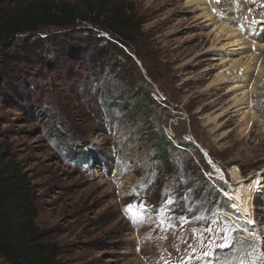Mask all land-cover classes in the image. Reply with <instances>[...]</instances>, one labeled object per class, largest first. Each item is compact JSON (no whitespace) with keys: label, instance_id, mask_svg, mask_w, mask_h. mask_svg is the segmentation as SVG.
<instances>
[{"label":"rangeland","instance_id":"obj_1","mask_svg":"<svg viewBox=\"0 0 264 264\" xmlns=\"http://www.w3.org/2000/svg\"><path fill=\"white\" fill-rule=\"evenodd\" d=\"M114 1L131 6L135 30L95 31L127 46L93 81L80 61L95 44L88 23L0 55V131L30 179L35 222L64 264H234L242 246L264 264V0ZM68 43L86 50L69 55ZM160 135L178 150L154 161ZM255 178L251 217L222 190L248 192Z\"/></svg>","mask_w":264,"mask_h":264},{"label":"trees","instance_id":"obj_2","mask_svg":"<svg viewBox=\"0 0 264 264\" xmlns=\"http://www.w3.org/2000/svg\"><path fill=\"white\" fill-rule=\"evenodd\" d=\"M130 8L124 1L114 0H86L83 6L64 0H25L16 8L8 10L6 0H0V55L15 40L23 42L28 49L37 43L52 40L38 37L43 28L78 31L82 23H88L91 27L87 28V33H93L95 44L91 51L81 56L80 61L84 65L92 64L86 71L87 78L93 81L99 73L106 71L116 53L123 55L122 48L127 46L120 39V44H117L115 38L95 36V31L101 30L121 39L133 34L134 16ZM19 35L25 36L22 38ZM30 37L35 40H30ZM66 47L69 55H74L72 51L81 53L86 50L84 44L68 43ZM145 97H149V94ZM119 101L112 100L110 105L121 106L123 110L129 108L127 102L120 105L117 104ZM157 140L161 149L156 151L154 161L165 157L168 150H178L164 135L158 136ZM10 149L11 145L3 139L0 131V258L3 264H64L59 259L57 242L49 239L47 232L35 222L38 215L35 192L27 173L10 155Z\"/></svg>","mask_w":264,"mask_h":264},{"label":"bare ground","instance_id":"obj_3","mask_svg":"<svg viewBox=\"0 0 264 264\" xmlns=\"http://www.w3.org/2000/svg\"><path fill=\"white\" fill-rule=\"evenodd\" d=\"M196 2V3H201V4H204V2H203V0H188V2ZM202 1V2H201ZM205 1V0H204ZM200 4V5H201ZM211 7V6H210ZM204 16H206V17H208L209 16V14L207 13V12H204ZM218 22V21H217ZM217 22H215V23H217ZM218 25V24H217ZM224 29V28H223ZM231 33L234 35V37H240V34L239 33H236L235 31H231ZM233 41V40H232ZM235 42L236 41H240V39H236V40H234ZM236 44V43H235ZM233 44H231V46H232ZM252 56V55H251ZM253 57H256V56H253ZM249 58H251V57H249ZM247 60H248V58H247ZM256 61V60H255ZM248 62V61H247ZM251 63H252V61H250ZM261 62V61H260ZM264 62V61H263ZM241 63V62H240ZM262 63V62H261ZM253 64H254V62H253ZM247 65V64H246ZM249 65V64H248ZM252 65V64H251ZM257 65H258V70H257V74L256 75H258V78H259V74L261 73V72H263V76H264V65H259L258 63H257ZM241 66V65H240ZM256 67V65L255 66H253V67H251V68H255ZM250 68V69H251ZM236 69V68H235ZM244 70L246 69V67H244L243 68ZM243 69H241V70H243ZM249 69V68H248ZM247 69V70H248ZM252 69V70H253ZM243 70V71H244ZM248 74H244V78H243V80H244V82L246 81V79H248ZM257 77V76H256ZM262 77V76H261ZM260 77V78H261ZM254 79V81L255 82H257L258 83V81H259V79ZM225 80V75L224 74H222V75H220L219 76V79H218V82H223ZM253 81V82H254ZM260 83V82H259ZM252 84V83H251ZM263 84V82L262 83H260L259 84V86L260 85H262ZM253 85V84H252ZM254 117V116H253ZM252 117V118H253ZM244 122V121H243ZM248 121H246L245 122V129H247L248 128ZM206 153V152H205ZM209 162H210V160H209ZM218 169V172L220 173L221 171L219 170V168H217ZM234 177L238 180L237 181V183L238 182H241L242 180H240L241 179V176L238 174V172H237V169H235V171H234ZM258 179L259 178H255L252 182H250V186H249V191L248 192H245V190H241L242 189V187H240V186H238V187H235V188H233V189H230V190H222V192H223V194L228 198V199H230L231 200V207H233V208H235L236 210L237 209H239V210H241V211H244V212H247L251 217H252V213H253V204L251 203V198H250V196L252 195V193H253V191H255L256 189H258V188H260V182H258ZM252 188H256L255 190H252ZM244 231V230H243ZM243 242V241H242ZM241 242V243H242ZM244 242H246V241H244ZM249 242V241H248ZM247 242V243H248ZM257 242V241H256ZM246 243V244H247ZM255 246V245H254ZM240 247V246H239ZM251 247V246H250ZM250 247L249 246H246V248H245V250L246 251H244L243 250V246H242V249L238 252V251H236V252H238L237 253V255L234 257V258H237L238 256H241V259L239 260V261H237L236 263H234V264H256L255 263V258H253V256H251V252H252V248L250 249ZM240 249V248H239ZM257 249V248H256ZM259 249V248H258ZM248 250V251H247ZM254 252V251H253ZM259 252H260V249H259ZM250 254V255H249ZM232 260V259H231ZM231 262V261H230ZM233 264V263H232Z\"/></svg>","mask_w":264,"mask_h":264},{"label":"snow or ice","instance_id":"obj_4","mask_svg":"<svg viewBox=\"0 0 264 264\" xmlns=\"http://www.w3.org/2000/svg\"><path fill=\"white\" fill-rule=\"evenodd\" d=\"M170 202V201H169ZM140 207H145V205L141 204ZM134 208V205H128V209L131 211ZM163 223V221H161ZM208 231H211V229H208ZM207 255V253H206Z\"/></svg>","mask_w":264,"mask_h":264},{"label":"water","instance_id":"obj_5","mask_svg":"<svg viewBox=\"0 0 264 264\" xmlns=\"http://www.w3.org/2000/svg\"><path fill=\"white\" fill-rule=\"evenodd\" d=\"M204 157H205V159H207L208 160V162H209V156H208V154H206V153H204ZM209 163H211V162H209Z\"/></svg>","mask_w":264,"mask_h":264}]
</instances>
